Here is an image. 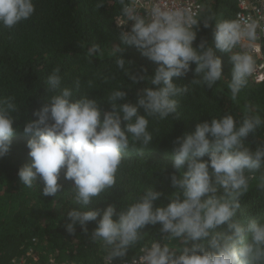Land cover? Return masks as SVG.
Segmentation results:
<instances>
[{
  "label": "clouds",
  "instance_id": "1",
  "mask_svg": "<svg viewBox=\"0 0 264 264\" xmlns=\"http://www.w3.org/2000/svg\"><path fill=\"white\" fill-rule=\"evenodd\" d=\"M116 2L122 44L135 46L157 65L154 74L147 75L146 68L141 69L145 74H133L132 62L123 58L125 47L111 46L117 69L132 84L119 85L101 100L82 90L80 78L72 86H64L61 68H54L44 79L48 103L34 113L37 120H29L23 127L24 134L32 137L26 145L32 162L18 170L20 183L34 189L42 182V195L56 197L63 191L59 183L62 172L65 180L74 182L64 196L78 209L66 210L70 221L66 231L75 236L79 225L103 254L104 264L127 259L130 250L135 253L131 264H264V217L242 210L253 188L264 193V173L260 172L264 141L257 138L264 129V117L258 106L241 102V93L262 67L258 60L264 52V25L252 14L217 20L210 9L205 12V4L194 5L193 0ZM104 6V0L95 4L97 10ZM35 12L33 0H0V25L12 32ZM213 21L214 47L206 38L194 47L201 23L208 29ZM129 24L130 30H124ZM79 47L87 49L90 63L93 57L105 55L98 43ZM217 50L228 54L233 65L227 89L238 111H225L197 123L194 132L173 142L170 182L175 191L167 197V205L156 206L164 193L144 186L125 198L131 202L123 203L119 212L115 204L94 209L120 188L118 183L132 154L144 157L145 149L153 145V122L159 124L169 117L181 120V99L195 91L193 86L217 89V82L225 80ZM193 64L196 78L190 84L175 83L174 79L192 71ZM100 76L104 84H110L117 80V71ZM142 81L149 86L139 94L137 105L118 103L127 101L128 93L122 89ZM88 87L93 89L94 82L88 81ZM105 102L109 111L101 107ZM20 107L15 96L0 100V158L10 152L16 135L13 114ZM250 136L259 141L255 150L246 143ZM91 222L96 228L89 235ZM157 225L159 238L148 239L143 229Z\"/></svg>",
  "mask_w": 264,
  "mask_h": 264
},
{
  "label": "trees",
  "instance_id": "2",
  "mask_svg": "<svg viewBox=\"0 0 264 264\" xmlns=\"http://www.w3.org/2000/svg\"><path fill=\"white\" fill-rule=\"evenodd\" d=\"M36 12L33 17L20 24L12 32L0 25V100L15 96L16 103L21 106L19 112L14 113L13 127L16 135L13 137L10 152L0 158V264H11L15 258L22 256L29 245L35 250L43 249L42 256H48L60 263L73 264H104L98 247L92 245L89 236L77 225L76 235H69L65 225L70 223L66 217V210L71 207L68 197L64 196L74 182L64 179L63 172L59 183L63 191L56 197L42 195L43 183L34 189L24 187L18 177V170L25 164L32 162L29 149L26 147L32 137L25 135L23 127L29 120H37L35 112L48 103L49 92L44 79L51 71L59 66L64 78V86H72L76 78L82 81V90L89 92L90 98L103 100L108 93L123 84L128 86L132 81L119 72L111 55V46L125 47L123 58L131 63L133 74L147 69V75H153L155 65L141 54L135 46H125L120 39L121 31L116 27L114 18L120 10L116 0H104L105 6L95 8L100 0H33ZM207 10L215 13L217 20L231 19L236 11L235 0H205ZM216 21L208 29L201 23L198 39L194 47L198 46L201 38H206L214 47V32ZM98 43L104 49V57H93L92 63L86 55L87 49L79 45ZM264 57V52H262ZM216 55L223 62L224 81L217 82V89L193 86L195 91L181 99L179 121L169 117L159 124L153 122L150 131L156 139L150 148L145 149V156L132 154L129 166L123 169L122 180L106 200L94 205L95 208L106 209L110 204L117 206V212L124 208L123 203H130L125 199L142 191L144 186H154L164 196L156 202V206H166L167 197L175 191L171 187L170 176L174 172L171 151L174 141L185 133L195 131L197 123L210 121L212 116H221L231 110L235 114L238 109L229 99L227 89L228 79L231 78L233 65L228 54L216 51ZM195 67L177 84H190L195 79ZM117 71V80L104 84L100 73L108 74ZM88 81H93L95 87L90 89ZM221 83V85H220ZM142 81L127 91V101L137 105L139 94L148 87ZM223 87V91L219 90ZM250 101L258 106L260 115L264 117V81L255 84L250 81L249 87L241 93V102ZM105 111L110 110L106 102L101 105ZM143 115V109L140 110ZM156 129H159L157 132ZM257 138L264 141V129ZM259 141L249 137L248 143L253 150ZM208 160V157H204ZM156 169L163 170L156 171ZM156 171V172H155ZM264 173V167L260 170ZM242 210L248 214L264 217V193L253 188L245 198ZM118 218V217H114ZM247 227V225H245ZM89 235L96 228V223L88 225ZM160 225L147 226L143 229L148 239L159 238ZM223 230L227 231L226 225ZM231 234V233H228ZM247 235V232L245 233ZM134 251H129L125 260L132 258ZM114 261H124L116 259Z\"/></svg>",
  "mask_w": 264,
  "mask_h": 264
},
{
  "label": "built area",
  "instance_id": "3",
  "mask_svg": "<svg viewBox=\"0 0 264 264\" xmlns=\"http://www.w3.org/2000/svg\"><path fill=\"white\" fill-rule=\"evenodd\" d=\"M205 0H193L194 5L203 4ZM236 1V11L233 18H235L237 13H242L244 15L252 14L256 18L260 19L262 25H264V0H235ZM114 23L116 27L122 31L116 23L114 18ZM131 24L127 26L124 30H130ZM258 63L262 67L258 68V73L256 78L252 80L253 83L259 84L264 81V57L263 54H259ZM11 264H73V263H60L53 260L52 258L45 256V258L39 253V250H35L34 244L29 245L25 253L15 258L11 261ZM113 264H131V258L124 261H113Z\"/></svg>",
  "mask_w": 264,
  "mask_h": 264
},
{
  "label": "rangeland",
  "instance_id": "4",
  "mask_svg": "<svg viewBox=\"0 0 264 264\" xmlns=\"http://www.w3.org/2000/svg\"><path fill=\"white\" fill-rule=\"evenodd\" d=\"M39 252H41V253H43V254L45 253L43 249H39ZM41 253H40V254H41ZM41 255H42V254H41ZM43 256H44V255H43Z\"/></svg>",
  "mask_w": 264,
  "mask_h": 264
}]
</instances>
